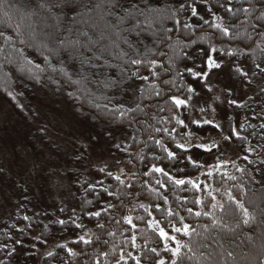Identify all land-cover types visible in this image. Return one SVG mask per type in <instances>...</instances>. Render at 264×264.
<instances>
[{
	"label": "snow or ice",
	"instance_id": "snow-or-ice-1",
	"mask_svg": "<svg viewBox=\"0 0 264 264\" xmlns=\"http://www.w3.org/2000/svg\"><path fill=\"white\" fill-rule=\"evenodd\" d=\"M8 68L105 124L120 155L93 165L75 138L95 173L79 207L16 205L0 264H264V0H0ZM23 94L8 93L22 112ZM236 109L251 115L235 121Z\"/></svg>",
	"mask_w": 264,
	"mask_h": 264
},
{
	"label": "rangeland",
	"instance_id": "rangeland-1",
	"mask_svg": "<svg viewBox=\"0 0 264 264\" xmlns=\"http://www.w3.org/2000/svg\"><path fill=\"white\" fill-rule=\"evenodd\" d=\"M225 82L230 83L227 77ZM252 94L247 92V95ZM3 97L0 96V168L4 170L0 175V221H8L13 212L19 210L16 205L24 199L22 193L28 177H32L27 186L31 189L28 195L32 207L35 206L33 210L37 211V207L54 210L62 203L78 208L74 187L80 180L93 179L94 171L87 159L82 164L75 160L73 153L76 149L72 141L79 137L78 143L82 141L90 148L88 155L93 165L102 161L111 164L120 154L112 152L110 143L115 141L109 138L107 126L94 123L90 118L74 119L73 104L68 102L65 94L50 86L34 87L30 94L17 97L25 106L23 112L14 102ZM234 98L245 99L246 90L238 85ZM238 110H229L235 121L241 118ZM37 112L38 120L33 118ZM220 119L223 122L224 118ZM43 125H47L49 131L41 139L40 128ZM113 131L117 141L125 136L120 130ZM89 137L93 139L89 141ZM236 149L234 146L228 148L227 156L237 155ZM56 242L48 240V246ZM28 243L30 245L32 241ZM29 264H42L41 256L37 255Z\"/></svg>",
	"mask_w": 264,
	"mask_h": 264
},
{
	"label": "trees",
	"instance_id": "trees-1",
	"mask_svg": "<svg viewBox=\"0 0 264 264\" xmlns=\"http://www.w3.org/2000/svg\"><path fill=\"white\" fill-rule=\"evenodd\" d=\"M7 72H8L7 76L0 74V96L3 95L4 96L3 98L6 99L7 101L13 102L8 95L9 92H12L13 94H15L17 92H23L24 93L23 95H27V94L31 93L32 88L41 86V85H33L30 81L23 79L22 74L18 70H16L15 68H8ZM25 85H27V86H25ZM238 85L239 84H237L236 87H238ZM248 93H250V92H248ZM17 97L20 98L21 96H17ZM66 98H67V96H66ZM67 100L69 103L74 104V102L70 101L68 98H67ZM238 111H241V114H240L241 118L239 121H243L245 115H248L249 117L251 115V113L248 112V110H246V109L245 110L239 109ZM235 112H237V111H235ZM234 120H235V118H234ZM95 122L98 124H102L99 120H94V123ZM256 123H258V121H256ZM116 130H118V129H116ZM123 133H124V135H126V132H123ZM110 145H113V144L110 143ZM233 146L235 147V149L237 148L236 150H237L238 154L237 155L235 154L232 158L236 159L238 156L241 155V152L239 151V147L236 144H232L228 148H231ZM112 152L113 153L117 152V150L113 146H112ZM94 176H95V173H94ZM74 193H75V198L77 199L78 207H79L80 200L85 195L83 192V189L80 188L79 184L75 185ZM21 204H23L27 207V209H28L27 214L31 215L32 212L35 211V210H33L32 204L29 205L28 202L25 201L24 199L21 200ZM24 211H25L24 208H20L18 211H15V213L13 212V215H15V216L22 215V214H24ZM37 211H40L41 213L47 212L49 214H58V208H56L54 210H46V209H43L41 207H37ZM11 217L9 218L8 221H5L4 219L1 220L0 224H6V223L13 222ZM32 234H39V229H35ZM59 235H60L59 233H55V234L49 233L48 234V240H57ZM31 259H34V258H29V261Z\"/></svg>",
	"mask_w": 264,
	"mask_h": 264
}]
</instances>
